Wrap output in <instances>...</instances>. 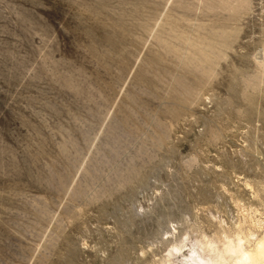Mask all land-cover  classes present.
<instances>
[{
  "label": "rangeland",
  "instance_id": "obj_1",
  "mask_svg": "<svg viewBox=\"0 0 264 264\" xmlns=\"http://www.w3.org/2000/svg\"><path fill=\"white\" fill-rule=\"evenodd\" d=\"M263 237L264 0H0V264Z\"/></svg>",
  "mask_w": 264,
  "mask_h": 264
},
{
  "label": "bare ground",
  "instance_id": "obj_2",
  "mask_svg": "<svg viewBox=\"0 0 264 264\" xmlns=\"http://www.w3.org/2000/svg\"><path fill=\"white\" fill-rule=\"evenodd\" d=\"M243 244V243H241ZM254 249H246L242 245L233 246L227 252L234 253L233 258L227 264H264V237L256 243ZM227 250V249H226ZM196 261V259H192ZM226 257L224 254H219L214 258H210L206 261H201L199 264H226ZM198 263V261H196Z\"/></svg>",
  "mask_w": 264,
  "mask_h": 264
}]
</instances>
